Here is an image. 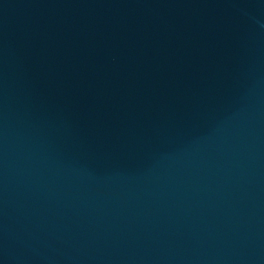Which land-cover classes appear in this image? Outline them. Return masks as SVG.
<instances>
[{
	"label": "water",
	"instance_id": "1",
	"mask_svg": "<svg viewBox=\"0 0 264 264\" xmlns=\"http://www.w3.org/2000/svg\"><path fill=\"white\" fill-rule=\"evenodd\" d=\"M0 264H264V0H0Z\"/></svg>",
	"mask_w": 264,
	"mask_h": 264
}]
</instances>
